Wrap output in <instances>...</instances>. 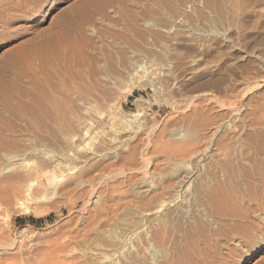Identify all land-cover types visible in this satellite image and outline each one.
Wrapping results in <instances>:
<instances>
[{
	"label": "rangeland",
	"instance_id": "rangeland-1",
	"mask_svg": "<svg viewBox=\"0 0 264 264\" xmlns=\"http://www.w3.org/2000/svg\"><path fill=\"white\" fill-rule=\"evenodd\" d=\"M25 10L0 56L76 24L0 108V264H264V0Z\"/></svg>",
	"mask_w": 264,
	"mask_h": 264
},
{
	"label": "bare ground",
	"instance_id": "bare-ground-1",
	"mask_svg": "<svg viewBox=\"0 0 264 264\" xmlns=\"http://www.w3.org/2000/svg\"><path fill=\"white\" fill-rule=\"evenodd\" d=\"M41 1L42 0H0V46L7 45L8 42H10V39L15 35L23 34L21 31L19 32L12 28L20 19L14 13L19 12L26 14L27 10L25 9L33 12V9H36L38 3ZM65 16L66 15H64L63 20L59 19L61 22L64 21L63 23L56 20V23H58V32L54 38L45 42H29L26 43V45H20L16 49L10 50L0 56V108L9 107L15 92L18 94L24 92L19 88L20 84H23L22 79L26 78L24 74L21 75V65L23 64V61H29L31 56L36 57L37 65L34 67L35 72L31 74L33 79H27L28 81L25 80V82L31 83L36 91L41 92L42 81L40 75L43 68L52 61L65 59L67 54L62 52V44L70 39L72 28L76 24L73 23L71 18L67 16L65 18ZM29 21L30 20L26 22ZM66 44L68 45L69 43ZM12 76L16 82H13L14 84L6 80L7 77ZM32 101L33 104L45 103L48 108L53 107L55 104L49 99L45 102L40 93L39 95H36ZM50 110H52V108H50Z\"/></svg>",
	"mask_w": 264,
	"mask_h": 264
},
{
	"label": "trees",
	"instance_id": "trees-1",
	"mask_svg": "<svg viewBox=\"0 0 264 264\" xmlns=\"http://www.w3.org/2000/svg\"><path fill=\"white\" fill-rule=\"evenodd\" d=\"M31 221V219H29Z\"/></svg>",
	"mask_w": 264,
	"mask_h": 264
}]
</instances>
